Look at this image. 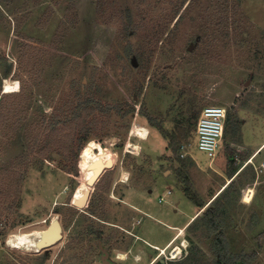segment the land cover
<instances>
[{"label":"rangeland","instance_id":"374dc122","mask_svg":"<svg viewBox=\"0 0 264 264\" xmlns=\"http://www.w3.org/2000/svg\"><path fill=\"white\" fill-rule=\"evenodd\" d=\"M96 8L97 0H0V264H57L59 245L35 254L7 238L64 215L68 208L54 203L78 184L80 152L92 138L112 143V163L132 167L135 186L146 188L129 202L148 209L143 235L160 249L148 245L143 262L127 264H216L217 233L188 226L233 178L224 203L229 258L264 264V0H112L102 16ZM209 105L228 112L213 159L196 146L197 119L189 122ZM131 141L137 154L127 151ZM95 198L108 208L102 218L121 223L122 205ZM166 235L173 238L164 244Z\"/></svg>","mask_w":264,"mask_h":264},{"label":"flooded vegetation","instance_id":"af4514ba","mask_svg":"<svg viewBox=\"0 0 264 264\" xmlns=\"http://www.w3.org/2000/svg\"><path fill=\"white\" fill-rule=\"evenodd\" d=\"M112 158L110 160L105 158V169L96 178L95 182L88 186L84 201H80L79 199L84 187L79 176L76 178L79 185L77 184L72 189L69 186H65L64 191L58 200L55 201L54 206H64L68 210H74L75 212L69 213L66 210L64 211V215L54 218L48 217L42 221V223H47L45 228L42 229L45 230L55 224V220H58L61 237L56 243L41 248L37 253L51 251L59 245L57 247L59 248L58 253L55 255V261H58L57 264H127L130 259L136 260L139 263L143 262L148 245L155 249H157L156 247L160 248L159 244L151 242L143 235V219L144 215H147L146 206L140 203L136 205L129 202L134 194H138V197L145 196V186H141L140 184L138 187L135 186L134 180H136V177L133 174L132 167L129 168L118 161H116V164H113ZM125 169L128 170L124 172ZM112 170H116V174L111 179L109 178L110 180L107 182L104 175ZM124 174H127V176L124 177ZM168 190H170V193L173 192L170 188ZM96 192L103 193L109 197L110 202L122 205V207H117L119 211L122 210L121 212H123L120 214V216L122 215L121 223L109 222L105 218H102L105 217L103 215L108 212V208H102L99 201L96 198L94 199ZM149 192L153 194L154 191L150 188ZM125 206H129V214L132 213L131 220L128 222L124 221L126 214L124 210ZM155 220L156 222L159 221L156 218ZM104 224L106 225L104 226ZM163 224L172 231L176 230L173 225L165 224L164 222ZM109 228L112 231L115 229L120 230V234L116 236L112 234L113 236H111L110 232H107ZM172 238L173 235L169 237L166 244L172 241ZM47 243L45 241L44 245ZM95 250H98V252L96 253ZM139 251H142L144 255ZM37 253L35 252V254Z\"/></svg>","mask_w":264,"mask_h":264},{"label":"bare ground","instance_id":"6f19581e","mask_svg":"<svg viewBox=\"0 0 264 264\" xmlns=\"http://www.w3.org/2000/svg\"><path fill=\"white\" fill-rule=\"evenodd\" d=\"M110 139V138H109ZM112 139V138H111ZM114 141V140H113ZM115 142V141H114ZM113 144L107 141V146L104 145L101 141L96 139H89L85 145L82 147L80 152V175L79 178L83 182V190L79 196L80 201H84L88 186L95 182L96 178L99 177L105 169V158L111 159L114 157L112 151ZM264 148V147H263ZM141 149L139 144L134 142H130L128 145V151L134 152L137 154ZM127 174H124L126 177ZM255 189L254 187H248L244 190V200L250 201L254 195ZM196 216L191 218L190 223L195 219ZM188 225V224H187ZM52 234L55 233L53 228ZM184 233V228L180 229V234L177 235L173 242L179 238ZM51 234V235H52ZM44 236V230L42 229H32L31 231L25 232H15L9 235L7 238V245L15 250H20L28 253H37L41 250L42 245H44L46 239ZM40 240L41 243H40ZM181 247H176L174 249V257L179 255L178 253L181 252ZM163 250L162 253H164Z\"/></svg>","mask_w":264,"mask_h":264},{"label":"trees","instance_id":"16d2710c","mask_svg":"<svg viewBox=\"0 0 264 264\" xmlns=\"http://www.w3.org/2000/svg\"><path fill=\"white\" fill-rule=\"evenodd\" d=\"M111 2L112 0H97V8H96L97 15L102 16V14L105 11V7L106 6L110 7ZM223 19H225V21H228V12L225 14V16H223ZM167 26H168V23L165 22L159 25L158 27H161L160 31H164L167 28ZM123 27L128 30L129 26L127 24H124ZM157 31H159V29H157L155 32L157 33ZM228 33L229 32H227V34ZM136 57H137L138 62L143 61L145 59L144 52L140 51L138 53V56ZM3 96L4 94H2L0 101L3 98ZM84 104L86 103L85 102L82 103L81 106H83ZM78 115H80V113H78ZM194 118L196 120L198 117H195L193 114L189 119L190 124H192L191 120ZM235 171H236V168H233L232 176L235 173ZM233 183H234V178L231 180L230 186L229 187L227 186L228 188L226 187L225 190H222L221 193L217 195L211 201V206L206 208L203 213L199 214L197 218L193 220L191 226H188V230H191L192 232L194 230V227L197 229V228H200V225H203L206 228H209L210 231L212 230L211 232L217 233V236L215 237L217 249L214 252L218 257L216 264H234L235 263V261H233L235 259L234 257H231L233 260L229 258V249L227 246L228 242L226 241V235L223 230V223L225 222L227 215H228V211L224 203H226L227 202L226 199L230 197L229 195H227V193L231 192V187H232L231 185ZM186 192L189 195V199L193 201V203H195L199 208L202 209L205 206V203L198 199V197L191 190L190 187H188V189L186 188Z\"/></svg>","mask_w":264,"mask_h":264},{"label":"built area","instance_id":"2783aa9c","mask_svg":"<svg viewBox=\"0 0 264 264\" xmlns=\"http://www.w3.org/2000/svg\"><path fill=\"white\" fill-rule=\"evenodd\" d=\"M227 116L228 112L224 106L209 105L203 108L196 120V146L199 150L207 153L212 159L218 154L223 142ZM188 155L187 151L181 153L183 158ZM253 159L250 158L251 162L249 163H253ZM257 169L260 172L264 171V157ZM168 193H170V190H167L165 196H160L159 199L163 201ZM156 248L160 249L159 247Z\"/></svg>","mask_w":264,"mask_h":264},{"label":"water","instance_id":"95a60500","mask_svg":"<svg viewBox=\"0 0 264 264\" xmlns=\"http://www.w3.org/2000/svg\"><path fill=\"white\" fill-rule=\"evenodd\" d=\"M134 64L136 65L137 62H136V59H134ZM55 224L49 226L47 229L44 230V236L46 241L48 242L46 245H42L43 247L42 248H45L47 246H50V245H53L54 243H56L60 237H61V234H60V224L58 222V220H55L54 222ZM55 230V233L52 234V230ZM52 234V235H51ZM42 240H40V243H41Z\"/></svg>","mask_w":264,"mask_h":264},{"label":"crops","instance_id":"0c3cea01","mask_svg":"<svg viewBox=\"0 0 264 264\" xmlns=\"http://www.w3.org/2000/svg\"><path fill=\"white\" fill-rule=\"evenodd\" d=\"M262 144H263V147H264V141H263ZM263 149H264V148H263ZM256 156H257V155H256ZM256 156H254V158H255ZM262 172H264V171H262ZM212 196H213V195H212ZM210 198H211V197H210ZM145 210H146V212H147L148 209L146 208ZM147 214H148V213H147ZM193 214H195V212H194ZM191 215H192V214H191ZM154 216H155V215H149V217L151 218V220L156 221ZM194 216H195V215H193V217H194ZM162 223H163V222H162ZM164 223L167 224L166 222H164ZM178 226H179V225H177V224H176V225H175V224L173 225L174 229H176V230H177ZM180 229H181V228H180ZM166 237H167V239L165 240L164 244H166L167 240H168L169 237H171V236H170V235H166ZM147 239H148V238H147ZM148 240H149V239H148ZM150 241H151V240H150ZM151 242H153V241H151ZM153 243H154V242H153ZM157 243H158V242H157ZM157 243H156V244H157ZM158 244H159V243H158ZM164 244H163V245H164ZM159 245H160V244H159Z\"/></svg>","mask_w":264,"mask_h":264},{"label":"clouds","instance_id":"9594fccd","mask_svg":"<svg viewBox=\"0 0 264 264\" xmlns=\"http://www.w3.org/2000/svg\"><path fill=\"white\" fill-rule=\"evenodd\" d=\"M254 158V157H253Z\"/></svg>","mask_w":264,"mask_h":264}]
</instances>
